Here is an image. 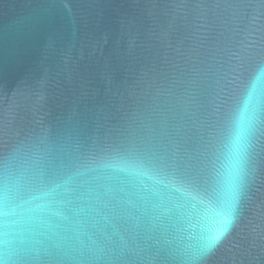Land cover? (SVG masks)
Segmentation results:
<instances>
[{
    "label": "water",
    "instance_id": "1",
    "mask_svg": "<svg viewBox=\"0 0 264 264\" xmlns=\"http://www.w3.org/2000/svg\"><path fill=\"white\" fill-rule=\"evenodd\" d=\"M0 264H264V0H0Z\"/></svg>",
    "mask_w": 264,
    "mask_h": 264
},
{
    "label": "clouds",
    "instance_id": "2",
    "mask_svg": "<svg viewBox=\"0 0 264 264\" xmlns=\"http://www.w3.org/2000/svg\"><path fill=\"white\" fill-rule=\"evenodd\" d=\"M242 179H243V156L240 157V163H239L238 170L235 176V189H236L237 194H238L239 186H240ZM233 213H234V206L233 208L229 209V211L226 214H224L223 219H222V227L220 230L219 238L223 236L224 234H226L227 231L229 230L234 220ZM218 239H216L215 241H217Z\"/></svg>",
    "mask_w": 264,
    "mask_h": 264
},
{
    "label": "snow or ice",
    "instance_id": "3",
    "mask_svg": "<svg viewBox=\"0 0 264 264\" xmlns=\"http://www.w3.org/2000/svg\"><path fill=\"white\" fill-rule=\"evenodd\" d=\"M219 235H220V232L216 233L215 236H213V237H211V238L209 239V246H211L212 244L215 243V240L219 238Z\"/></svg>",
    "mask_w": 264,
    "mask_h": 264
}]
</instances>
